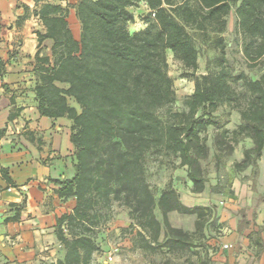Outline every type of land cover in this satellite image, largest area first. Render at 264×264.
Returning a JSON list of instances; mask_svg holds the SVG:
<instances>
[{
  "label": "trees",
  "instance_id": "obj_1",
  "mask_svg": "<svg viewBox=\"0 0 264 264\" xmlns=\"http://www.w3.org/2000/svg\"><path fill=\"white\" fill-rule=\"evenodd\" d=\"M142 1L150 9L147 25L130 32L128 23L135 19L130 7ZM34 2L33 14L45 28L37 31V110L41 116L71 119L70 140L76 157L74 176L52 179L57 184L54 193L64 201L74 197L75 205L56 218L54 231L65 252L47 264H90L100 250L95 228L105 218L102 208L110 207L113 200L128 207L133 225L138 226L133 239L136 246L152 252L163 248L169 252L191 250L205 234L212 207L184 203L172 184L157 197L147 177V155L155 150L173 153L179 158L178 165L187 168L191 190L201 193L208 182L204 161L210 155L203 133L214 125L218 128L214 136L217 167L224 157L233 154L243 137L251 138L253 145L244 149L242 159L234 161L235 170L258 166L264 149V71L258 78L245 72L233 75L225 64L228 59L222 33L234 8L235 31L245 38L244 54L253 65L257 64L264 56V0ZM23 6L24 14L18 20L28 17L30 7ZM71 8L80 23L79 38L68 19ZM208 27L220 48V69L198 74L199 49L189 29L206 31ZM46 39L52 40L51 55L43 53ZM168 49L189 70L187 75L195 87L185 101L187 109H168L163 119L159 109L176 100ZM5 70V61L0 58V76ZM231 78L242 81L245 90L238 91ZM69 97L79 108L69 102ZM11 102L15 103V97ZM224 102L240 112V123L232 131L223 127L215 113ZM22 109H11L9 121ZM7 129L0 127V141ZM31 140L42 142L34 135ZM0 173L6 188L18 186L8 167H0ZM10 206L14 214L5 222L20 220L26 200L12 201ZM156 206L163 221L155 213ZM172 211L195 214L194 231L174 226L169 219ZM249 235L260 258L264 223ZM197 264H211V259L201 256Z\"/></svg>",
  "mask_w": 264,
  "mask_h": 264
},
{
  "label": "rangeland",
  "instance_id": "obj_2",
  "mask_svg": "<svg viewBox=\"0 0 264 264\" xmlns=\"http://www.w3.org/2000/svg\"><path fill=\"white\" fill-rule=\"evenodd\" d=\"M23 5V3L19 4V7L23 8V12L17 14L13 21L0 22V43L2 42V45L0 44V58L6 64L5 73L0 76V78L2 77L0 87L3 88L0 96V110L8 107L10 110L16 109L18 106L23 107L20 115L11 121L9 140L14 143L13 148L18 147L20 150L23 149L22 145H27L29 141H32L31 135L37 138L39 137L37 134H40L42 129L48 128L41 123L34 91L37 79L35 72L37 47H35L36 50H30L34 48L33 42L29 34L26 36L24 34L27 19L31 20L35 16L33 9L36 5L29 6L26 19L18 20V17L24 14ZM148 8L143 7L140 2L130 7L135 15L134 21L128 23L130 32L146 27L150 10H146ZM1 19L4 20L3 17H0ZM235 22L236 15L233 8L228 15L227 29L222 33L228 59L225 64L233 75L245 72L252 78H258L264 71V56L255 65L247 59L243 49L245 38L236 33ZM40 23L43 25L41 20ZM73 26L76 28V24ZM30 29L37 31L36 24L31 23ZM3 31L12 33V39L2 35ZM189 31L199 49L197 73L218 71L220 67L217 57L220 54V48L216 44L214 32L210 27L206 31L197 28H190ZM51 44V39L44 41L43 53L51 55ZM23 46L26 48H22ZM167 58L169 74L173 78L176 100L171 105L159 109V115L163 119H166L168 109H187L185 101L195 87L194 81L187 75L189 70L180 59L174 56L171 49L167 50ZM231 83L238 91L245 90L242 81H235L231 78ZM60 85L66 86L63 83ZM11 97H15V103L11 102ZM69 102L79 108L73 97H69ZM215 113L219 115L223 127L230 131L240 123V112L232 104L221 103ZM60 119L62 126L71 130V119L68 117H60ZM35 120L38 125L36 129L32 130L31 123H34ZM217 131V126L212 125L203 133L210 146V155L204 161L208 172V182L205 190L201 193H195L191 190L192 182L188 178L187 168L178 165L179 158L173 153L155 150L147 155V177L157 197L164 187L172 184L179 191L180 198L184 203L212 207V213L208 216L204 230L205 234L200 237L197 246L191 250L174 252H169L167 248L152 252L136 246L133 239L138 226L133 225L128 207L120 201L113 200L110 207L102 208L105 218L95 228L100 250L95 252L90 264H197L198 258L201 256L209 257L211 264L260 263L261 257L256 256V247L249 234L264 223V220L261 221V214L264 213V149L257 167L251 165L243 171H236L233 166L234 161L242 159L244 149L253 145L251 138L243 137L236 145L233 154L224 157L217 167L214 158L216 152L214 136ZM33 142L38 144L37 141ZM63 142L64 144L66 142L65 135ZM51 160L52 158L48 156L42 159V162L48 163ZM25 197L26 194L22 193V203L25 201ZM155 213L163 221V215L158 206L155 208ZM196 217L195 214H184L178 211L169 213V219L174 226L182 227L188 231H194ZM164 230L163 227L161 240L164 237ZM225 243H229L230 247H224ZM47 244V248L37 251L36 259L40 262L35 261L33 264H47L63 257L65 249L56 235ZM110 255L113 256V259L109 258Z\"/></svg>",
  "mask_w": 264,
  "mask_h": 264
},
{
  "label": "crops",
  "instance_id": "obj_3",
  "mask_svg": "<svg viewBox=\"0 0 264 264\" xmlns=\"http://www.w3.org/2000/svg\"><path fill=\"white\" fill-rule=\"evenodd\" d=\"M77 1L63 0V4L76 3ZM21 3L28 6L35 5L34 0H0V17L4 18L0 22L13 21L17 14H21L23 12V8L19 7ZM140 4L143 7H148L144 1ZM68 19L74 35L79 38V21L73 8H71ZM31 23L36 24L37 31H43V25L36 15L31 20L27 19L24 34L25 36L30 35L34 46L30 50H34L38 42L37 31L30 29ZM72 24H76V28ZM1 34L10 40L13 37V34L8 31H3ZM22 48H26V46ZM2 92L3 88L0 87V96ZM9 112V107L0 110V127H8L6 135L0 141V167L9 168L18 186L6 188L7 182L0 173V212H3V215L0 216V264H33L35 261L40 262L36 259L37 251L47 248L48 241L55 238L54 226L57 216L72 210L75 205L74 197L64 201L54 193L57 184L52 180L74 176L75 148L70 140L71 130L69 128L66 130L62 126L60 117L55 119L41 115H39L41 123L48 127L37 134L41 137L42 142L35 144V142L29 141L27 145H22V150L18 147L13 148L14 143L9 141L12 124V120L8 119ZM37 125L36 120L31 123L32 130L36 129ZM64 135L65 144L63 142ZM48 156L52 160L43 163L42 159ZM22 193L26 194V206L22 210L20 220L5 222L7 216L14 214L13 208L9 206L10 202H20ZM48 198L49 201H47ZM263 220L264 213L261 214V221ZM259 264H264V251Z\"/></svg>",
  "mask_w": 264,
  "mask_h": 264
},
{
  "label": "built area",
  "instance_id": "obj_4",
  "mask_svg": "<svg viewBox=\"0 0 264 264\" xmlns=\"http://www.w3.org/2000/svg\"><path fill=\"white\" fill-rule=\"evenodd\" d=\"M224 247H226V248H229L230 247V244L229 243H225L224 244ZM110 259H113V256L112 255H110V257H109Z\"/></svg>",
  "mask_w": 264,
  "mask_h": 264
},
{
  "label": "water",
  "instance_id": "obj_5",
  "mask_svg": "<svg viewBox=\"0 0 264 264\" xmlns=\"http://www.w3.org/2000/svg\"><path fill=\"white\" fill-rule=\"evenodd\" d=\"M3 215V212H0V216H2Z\"/></svg>",
  "mask_w": 264,
  "mask_h": 264
}]
</instances>
